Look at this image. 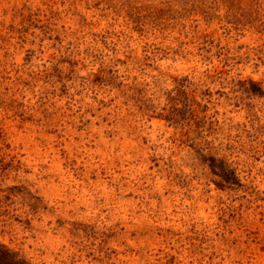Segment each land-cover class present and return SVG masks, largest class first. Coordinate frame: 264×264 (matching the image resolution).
<instances>
[{
    "label": "rangeland",
    "instance_id": "obj_1",
    "mask_svg": "<svg viewBox=\"0 0 264 264\" xmlns=\"http://www.w3.org/2000/svg\"><path fill=\"white\" fill-rule=\"evenodd\" d=\"M0 264H264V0H0Z\"/></svg>",
    "mask_w": 264,
    "mask_h": 264
}]
</instances>
